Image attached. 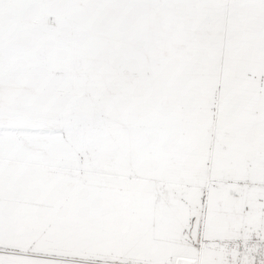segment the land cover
Masks as SVG:
<instances>
[{"label": "snow or ice", "instance_id": "1", "mask_svg": "<svg viewBox=\"0 0 264 264\" xmlns=\"http://www.w3.org/2000/svg\"><path fill=\"white\" fill-rule=\"evenodd\" d=\"M0 264H264V0H0Z\"/></svg>", "mask_w": 264, "mask_h": 264}]
</instances>
